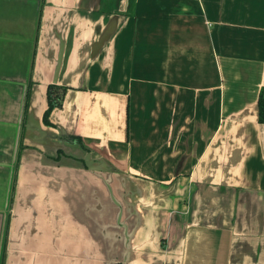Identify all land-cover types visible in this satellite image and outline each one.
Returning <instances> with one entry per match:
<instances>
[{"label": "crops", "instance_id": "1", "mask_svg": "<svg viewBox=\"0 0 264 264\" xmlns=\"http://www.w3.org/2000/svg\"><path fill=\"white\" fill-rule=\"evenodd\" d=\"M261 88L264 0H0V264H264Z\"/></svg>", "mask_w": 264, "mask_h": 264}, {"label": "trees", "instance_id": "2", "mask_svg": "<svg viewBox=\"0 0 264 264\" xmlns=\"http://www.w3.org/2000/svg\"><path fill=\"white\" fill-rule=\"evenodd\" d=\"M40 20V18H39ZM39 23L38 22V28H37V33H36V38H35V43L33 47V53H32V59H31V67H30V73H29V80L28 84L26 86L25 90V96H24V103H23V115H22V122L23 126L20 130V136H19V146H18V151H17V159H16V166H15V171L13 173V180L11 182V192H10V200L9 204L12 202L13 197H14V191H15V186H16V180H17V163H18V156L21 150V139L23 136V131H24V123L26 121V113H27V108H28V103H29V97H30V88L32 85L31 82V74H32V69H33V64H34V57H35V49H36V43L38 39V31H39ZM67 88L63 86H57V85H48L47 87V92H46V97H47V108L43 114V123L45 126H51V123L49 122V116L51 112L55 109H59L62 106L63 98L66 94ZM258 123L259 124H264V88L260 89L259 92V97H258ZM70 141H75L80 145L81 148L86 149L85 145L82 143V140L76 137H72ZM61 153L58 152V155L56 159L60 157Z\"/></svg>", "mask_w": 264, "mask_h": 264}, {"label": "water", "instance_id": "3", "mask_svg": "<svg viewBox=\"0 0 264 264\" xmlns=\"http://www.w3.org/2000/svg\"><path fill=\"white\" fill-rule=\"evenodd\" d=\"M127 0H125L126 2ZM41 21H42V15L40 17V27H41ZM40 27H39V31H38V37H39V34H40ZM37 45H38V39H37V43H36V49H35V57H34V63H35V58H36V52H37ZM33 70H34V64H33V69H32V74H31V82L33 84V79H32V75H33ZM49 85H57V84H49ZM32 86V85H31ZM57 86H62V85H57ZM48 87V85H47ZM63 87H66L67 90H68V87L67 86H63ZM25 90H26V87H25ZM25 90H24V94H23V102H22V108H21V111L23 112V103H24V96H25ZM46 92H47V88H46ZM46 92H45V99H46V108H47V97H46ZM67 92V91H66ZM66 95V94H65ZM65 97V96H64ZM30 99H31V88H30V97H29V102H30ZM64 99V98H63ZM63 104V102H62ZM28 108H29V103H28ZM28 108H27V113H26V121L27 122V119H28ZM45 108V110H46ZM60 109V108H59ZM44 110V112H45ZM57 110V109H55ZM53 110V111H55ZM52 111V112H53ZM43 112V114H44ZM51 112V114H52ZM43 114H42V122H43ZM51 114L49 116V122L51 123V120H50V117H51ZM22 122V119L20 120V123ZM20 123H19V129H18V134H17V140H16V145H15V157H14V161L16 160V157H17V151H18V143H19V136H20ZM44 125V123H43ZM45 126V125H44ZM53 125L51 124V126H45V127H52ZM25 130H26V123L24 125V131H23V135L25 134ZM67 139L70 141V137H67ZM71 143L73 144H78L76 143L75 141H70ZM23 146V142L21 144ZM79 145V144H78ZM80 146V145H79ZM82 151H83V157H76V156H72V162L75 163V164H79L80 166L84 167L85 169L87 170H91V171H96L95 169L96 168H104V169H107L109 168V166L106 164L105 161H102V160H99V159H96L91 152H89V150L87 149H83L82 148ZM58 152H60L62 155H66L68 156L67 153H64L61 149H58L56 152H55V155L54 156H49V157H52L54 159H56L57 155H58ZM20 157V156H19ZM18 157V163H17V180H16V186H15V191H14V197H13V200L12 202L10 203L9 207H10V212H9V222L7 224V229H6V236H5V247H6V244L8 243L9 239H10V227H11V220H12V217H13V211H14V208H15V202H16V196H17V191H18V180H19V170H20V158ZM80 160L81 162L80 163H76L75 161L77 160ZM13 161V162H14ZM128 261H127V253H125V258L122 259V260H116V261H113L112 263L110 264H127Z\"/></svg>", "mask_w": 264, "mask_h": 264}, {"label": "rangeland", "instance_id": "4", "mask_svg": "<svg viewBox=\"0 0 264 264\" xmlns=\"http://www.w3.org/2000/svg\"><path fill=\"white\" fill-rule=\"evenodd\" d=\"M75 146L74 147H76L78 150H79V152H81L82 151V148L78 145V144H74ZM74 151V150H73ZM68 154V153H67ZM74 156V155H73ZM76 163H80L81 161L78 159L77 161H75ZM107 164V163H106Z\"/></svg>", "mask_w": 264, "mask_h": 264}]
</instances>
